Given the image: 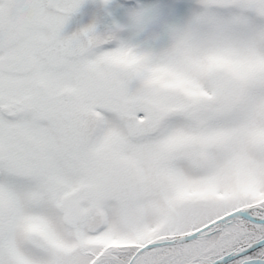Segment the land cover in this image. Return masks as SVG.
Here are the masks:
<instances>
[{
	"label": "snow or ice",
	"instance_id": "obj_1",
	"mask_svg": "<svg viewBox=\"0 0 264 264\" xmlns=\"http://www.w3.org/2000/svg\"><path fill=\"white\" fill-rule=\"evenodd\" d=\"M0 264H264V0H0Z\"/></svg>",
	"mask_w": 264,
	"mask_h": 264
}]
</instances>
